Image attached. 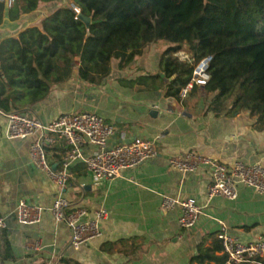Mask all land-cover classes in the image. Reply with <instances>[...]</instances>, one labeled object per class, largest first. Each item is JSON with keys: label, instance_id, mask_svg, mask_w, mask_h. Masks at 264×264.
<instances>
[{"label": "crops", "instance_id": "crops-1", "mask_svg": "<svg viewBox=\"0 0 264 264\" xmlns=\"http://www.w3.org/2000/svg\"><path fill=\"white\" fill-rule=\"evenodd\" d=\"M65 2L40 4L14 21L5 13L0 43L27 28H41L42 21ZM165 49L156 43L150 45L122 70L112 61L114 69L111 67L110 75L99 85H90L73 74L53 86L43 100L25 108V113L42 123L66 113H94L114 126L107 149L121 142L122 133L126 143L133 139L153 141L156 156L122 171L115 181H94L83 161L76 160L69 166V182L60 189L30 163L32 138H8L7 114L0 111V218L5 225L0 235L12 255L4 264H188L198 246H220L216 235L222 230L241 242L252 241L263 232L264 195L238 184L236 199H210L206 191L211 180L209 168L185 174L172 169L168 160L192 152L226 166L240 161L264 167V123L246 111L215 116L209 109L210 96L202 88L196 87L186 98L175 101L166 97L160 81L149 88L130 84L140 76L160 73ZM177 53L191 58L184 51ZM67 149L65 141L55 139L47 149L53 166H58ZM95 151L91 145L82 148L84 157ZM58 196L72 207L84 208L87 219L98 210L107 211L108 217L100 225L102 236L78 251L72 250L66 224L56 222L50 212ZM164 197L194 199L200 208L194 227L182 230L178 224L180 207L162 209ZM20 201L43 208L38 224L27 226L17 221L15 210ZM36 242L41 245L39 251L32 249ZM214 255L224 257L221 250Z\"/></svg>", "mask_w": 264, "mask_h": 264}, {"label": "trees", "instance_id": "trees-1", "mask_svg": "<svg viewBox=\"0 0 264 264\" xmlns=\"http://www.w3.org/2000/svg\"><path fill=\"white\" fill-rule=\"evenodd\" d=\"M54 1L15 0L7 7L2 0L0 25L5 13L14 21ZM79 15L90 18L89 27ZM160 41L168 43L160 73L130 84L149 88L160 81L166 97L178 101L193 64L210 57L209 79L200 87L210 96V112L246 111L264 123V0H66L41 28H27L0 43V111L26 112L73 74L97 85L110 74L111 61L122 70ZM179 51L193 64L179 61L174 56ZM219 250L200 245L188 264H223L225 257L214 255ZM11 259L0 235V264Z\"/></svg>", "mask_w": 264, "mask_h": 264}, {"label": "built area", "instance_id": "built-area-1", "mask_svg": "<svg viewBox=\"0 0 264 264\" xmlns=\"http://www.w3.org/2000/svg\"><path fill=\"white\" fill-rule=\"evenodd\" d=\"M2 1V0H0ZM15 0H4L10 7ZM79 14V9L71 5ZM184 61L192 64L193 59L187 57ZM210 57L199 61L193 69L190 82L179 92L180 99L187 97L193 87H202L209 79L207 70ZM8 119L7 136L9 139H30L28 157L30 163L43 172L57 187L64 189L70 180L69 166L76 160H82L89 176L94 181L105 179L115 181L122 171L137 168L156 156L154 142L143 139H133L123 142L125 135L120 134L121 142L107 149V140L115 134L114 126L94 113H66L61 114L50 123H42L37 118L23 112L6 115ZM55 139L65 141L68 149L63 153L57 167L48 158L47 149L53 145ZM91 145L96 151L84 157L82 148ZM172 169L182 173H193L200 167L211 170V180L206 187L207 197H224L234 200L237 197V185L241 184L258 195H264V167L260 164L247 165L235 161L226 166L218 161L196 153H187L184 157L174 156L168 160ZM180 207L178 224L182 230H189L197 222L200 208L196 201L187 198L175 201L164 197L162 209ZM43 208L30 206L20 201L15 213L21 225H36L41 221ZM52 217L56 222H64L70 232V247L78 251L88 242L100 238V225L108 217L107 211L101 209L87 219L84 208L72 207L67 199L58 196L50 207ZM5 228L4 220L0 218V229ZM221 246V253L225 257L223 264H264V228L263 232L254 240L241 242L231 237L224 230L216 235ZM32 249L39 251L40 243H34Z\"/></svg>", "mask_w": 264, "mask_h": 264}, {"label": "rangeland", "instance_id": "rangeland-1", "mask_svg": "<svg viewBox=\"0 0 264 264\" xmlns=\"http://www.w3.org/2000/svg\"><path fill=\"white\" fill-rule=\"evenodd\" d=\"M157 44V47H160V48H162L163 46H165V47H167L168 46V43H166V42H157L156 43ZM175 57H177V59L179 60V61H181V62H185L184 61V59H186L187 57L186 56H184V55H182V54H179V53H176L175 55H174ZM112 62V61H111ZM192 64H193V62H192ZM197 64V63H196ZM196 64L194 63L193 65H194V67L196 66ZM112 67V69H114V66H111L110 65V68ZM111 72V71H110ZM110 75V74H109ZM108 75V76H109ZM107 76V77H108ZM106 77V78H107ZM105 78V79H106ZM102 81H104V80H102ZM102 81L100 82V83H98L97 85H99V84H101L102 83ZM189 102V101H188Z\"/></svg>", "mask_w": 264, "mask_h": 264}, {"label": "water", "instance_id": "water-1", "mask_svg": "<svg viewBox=\"0 0 264 264\" xmlns=\"http://www.w3.org/2000/svg\"><path fill=\"white\" fill-rule=\"evenodd\" d=\"M79 19H81L84 23L86 27H89L90 25V18L84 17L82 15L78 16ZM53 168H55V166H53Z\"/></svg>", "mask_w": 264, "mask_h": 264}]
</instances>
